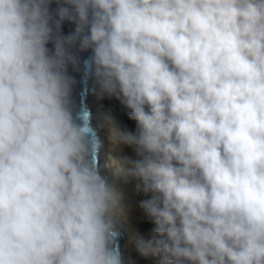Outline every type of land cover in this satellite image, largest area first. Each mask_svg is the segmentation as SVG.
Segmentation results:
<instances>
[{
	"label": "clouds",
	"instance_id": "obj_1",
	"mask_svg": "<svg viewBox=\"0 0 264 264\" xmlns=\"http://www.w3.org/2000/svg\"><path fill=\"white\" fill-rule=\"evenodd\" d=\"M51 2L0 0V264H124L118 180L151 193L140 255L264 264V0ZM89 50L92 93L135 134L77 110L69 67Z\"/></svg>",
	"mask_w": 264,
	"mask_h": 264
},
{
	"label": "bare ground",
	"instance_id": "obj_2",
	"mask_svg": "<svg viewBox=\"0 0 264 264\" xmlns=\"http://www.w3.org/2000/svg\"><path fill=\"white\" fill-rule=\"evenodd\" d=\"M92 89V87H90ZM99 100L97 96L95 97L90 95L88 96L87 102L93 113L92 124L94 126L97 125L98 120L97 117H101L104 115H110L115 121L116 125L124 131L132 132L135 134L128 126L125 113L121 108V102L117 100L115 97H111V107L110 112H105L101 110V106L99 104ZM102 105V109H103ZM103 128H98V135L100 139L103 141L104 150L108 151L111 148L110 142L102 132ZM118 157H127L131 160L136 158L135 151L132 147L127 145H120L118 150L112 153ZM102 161V162H101ZM100 163H103V158L100 160ZM105 175H109L107 172ZM137 180H129L128 182H124L123 180L117 181V187L123 192L124 195V203L127 206V219L123 222L122 229L126 233V245L123 254L124 264H158V257H144L135 258L136 247L132 242L131 236L133 233L138 234L144 237L146 240L151 239L154 235V223L148 218L144 210L140 207L143 199V196H149L151 193L145 194L142 191L137 190ZM144 196V197H145ZM162 238V237H161Z\"/></svg>",
	"mask_w": 264,
	"mask_h": 264
},
{
	"label": "water",
	"instance_id": "obj_3",
	"mask_svg": "<svg viewBox=\"0 0 264 264\" xmlns=\"http://www.w3.org/2000/svg\"><path fill=\"white\" fill-rule=\"evenodd\" d=\"M60 3H63V0H60ZM57 7H58L57 0H52L50 7H49V11L51 13H55V10L57 9ZM75 27L76 26L74 23L65 20L61 25L60 34L63 36H67L71 34L72 32H74ZM47 47L49 48V50H52L53 44L50 42L47 45ZM78 54L80 57V70L74 71L71 67H69V73L76 80V84L73 89V101L78 111L83 110L91 114V110L87 102L91 79L88 77V75L84 71V63L91 53L89 50V51L79 52ZM116 245L118 247V250L121 252L123 256L125 245H126V233L123 229H120V235L118 236L116 240Z\"/></svg>",
	"mask_w": 264,
	"mask_h": 264
},
{
	"label": "rangeland",
	"instance_id": "obj_4",
	"mask_svg": "<svg viewBox=\"0 0 264 264\" xmlns=\"http://www.w3.org/2000/svg\"><path fill=\"white\" fill-rule=\"evenodd\" d=\"M90 82H91L90 83V87H93V81L91 80ZM90 95L94 96V94L92 93V89L91 88H89V95L88 96H90ZM95 97H96V95H95ZM99 104L101 106V110L102 111L110 112V109L109 108L111 107V98L105 96L103 99H100L99 100ZM102 105H104L103 106V109H102ZM121 108L124 111V113L126 114L125 115V118H126V121H127V124L129 126V128L135 133L136 132V122L134 120L129 119V110L127 108H125L122 104H121ZM92 117H93V113L91 111V121H92ZM102 132H103V134L105 135V138H106V135H107L106 129H103ZM103 146H104V144H103ZM137 158L138 157L136 156V158L134 160H136ZM101 160H102V157H101ZM137 183H139V181H137ZM144 196H143V199L144 200L151 199V194L149 196L148 195L145 196V197ZM162 239H166V236L162 237ZM135 255H136L135 258H137V259L138 258H142V255H140L137 250L135 251Z\"/></svg>",
	"mask_w": 264,
	"mask_h": 264
}]
</instances>
